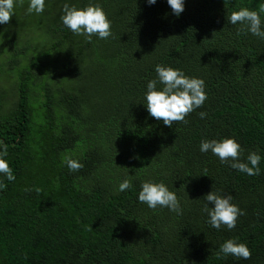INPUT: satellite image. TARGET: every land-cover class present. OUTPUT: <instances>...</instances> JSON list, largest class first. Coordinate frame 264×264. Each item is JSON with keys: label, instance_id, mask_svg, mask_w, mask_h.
<instances>
[{"label": "trees", "instance_id": "obj_1", "mask_svg": "<svg viewBox=\"0 0 264 264\" xmlns=\"http://www.w3.org/2000/svg\"><path fill=\"white\" fill-rule=\"evenodd\" d=\"M29 2L0 24V151L15 176L0 174V264H264V39L228 21L264 0H184L179 16L167 0H45L41 14ZM65 3L100 4L112 35L74 34ZM157 65L205 81L187 123L149 114ZM225 138L241 144L242 162L258 152L259 175L200 151ZM64 157L84 167L72 172ZM125 179L132 187L118 191ZM146 181L174 191L182 214L140 203ZM212 191L245 213L235 229L208 223ZM228 239L251 259L225 257Z\"/></svg>", "mask_w": 264, "mask_h": 264}, {"label": "clouds", "instance_id": "obj_2", "mask_svg": "<svg viewBox=\"0 0 264 264\" xmlns=\"http://www.w3.org/2000/svg\"><path fill=\"white\" fill-rule=\"evenodd\" d=\"M17 2L22 6L24 0H0V24H8L14 16V10ZM173 13L179 16L185 10L184 0H167ZM148 3L155 4L156 0H148ZM45 9V0H30L27 13H43ZM64 15L61 17L63 24L74 34L85 36L91 42L93 36L99 39H108L111 35L112 21L109 20L107 13L100 4H88L84 8H77L75 5L69 6L67 3L63 6ZM261 14H264V4L258 6V10H250L247 7L238 11H233L228 16L231 25L240 24L242 27L237 29V35L250 32L254 36L264 39V30H262ZM155 71L158 79H152L147 83L146 106L149 114L157 120L171 127L173 123L184 122L190 113L203 106L207 99L205 91V81L201 78L188 77L181 69L157 65ZM163 85L158 89L157 84ZM200 117H206V112H200ZM200 151L219 157L221 163H230L232 169L244 172L250 176L260 174L261 156L257 151L251 152L247 156L248 163L242 162L240 157L244 151L241 144L235 138H225L221 141L215 139L202 140ZM7 148L0 151V174L6 175L9 181H14L15 176L6 157ZM64 162L72 172L80 171L84 165L71 157H64ZM249 164L251 166H249ZM0 187H6L0 184ZM132 187L130 179L123 180L118 191H125ZM25 191H31L25 189ZM37 194L41 189H35ZM207 203L203 211L209 216L208 223L216 229L226 226L228 230L235 229L237 221L245 213L241 208L232 203L231 194H220L218 191L208 193L204 198ZM140 203L146 204L149 208L155 210L157 207H166L170 211L182 214L183 209L180 206V200L176 193L171 191L163 182L146 181L142 184L138 195ZM209 204L214 205L209 207ZM220 252L225 257L232 255L244 260L251 259V250L246 243L238 242L237 239H228L220 245Z\"/></svg>", "mask_w": 264, "mask_h": 264}]
</instances>
